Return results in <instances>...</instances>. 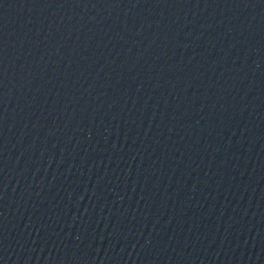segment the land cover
<instances>
[{
  "label": "water",
  "instance_id": "1",
  "mask_svg": "<svg viewBox=\"0 0 264 264\" xmlns=\"http://www.w3.org/2000/svg\"><path fill=\"white\" fill-rule=\"evenodd\" d=\"M0 264H264V0H0Z\"/></svg>",
  "mask_w": 264,
  "mask_h": 264
}]
</instances>
